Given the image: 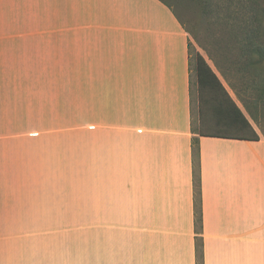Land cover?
Segmentation results:
<instances>
[{
  "label": "crops",
  "instance_id": "crops-1",
  "mask_svg": "<svg viewBox=\"0 0 264 264\" xmlns=\"http://www.w3.org/2000/svg\"><path fill=\"white\" fill-rule=\"evenodd\" d=\"M192 82L160 0H0V264H197ZM257 134L199 138L203 264H264Z\"/></svg>",
  "mask_w": 264,
  "mask_h": 264
},
{
  "label": "rangeland",
  "instance_id": "rangeland-1",
  "mask_svg": "<svg viewBox=\"0 0 264 264\" xmlns=\"http://www.w3.org/2000/svg\"><path fill=\"white\" fill-rule=\"evenodd\" d=\"M175 11L189 34L190 65L193 84V129L196 132L208 134L227 133L241 134L233 128L223 126L212 113V102L201 100L196 85L195 58L200 53L212 67L226 88L232 99L240 107L252 127L264 137V70L254 72L253 87L245 88L241 77L233 70L235 59L238 61L237 50L242 38L229 27L235 22V14L241 15L251 9L238 11L237 6H228L227 0H165ZM208 2L209 6H206ZM245 7V6H244ZM240 8V7H239ZM229 15L231 18H228ZM228 18V19H227ZM234 19V20H233ZM231 21V22H230ZM229 23V26H228ZM237 28V27H236ZM240 31V29H239ZM86 76H81L80 92V131H87V91L82 90L86 84ZM86 204H81L80 234L81 240L86 238L88 221L86 218Z\"/></svg>",
  "mask_w": 264,
  "mask_h": 264
},
{
  "label": "trees",
  "instance_id": "trees-1",
  "mask_svg": "<svg viewBox=\"0 0 264 264\" xmlns=\"http://www.w3.org/2000/svg\"><path fill=\"white\" fill-rule=\"evenodd\" d=\"M169 6L165 0H160ZM228 6H237L238 11L248 9L245 14H235V22L230 28L232 32L239 34L242 40L236 47L238 61L235 59L233 70L241 77L246 89L253 87L254 72L264 70V0H227ZM209 6L208 2H205ZM245 6V7H244ZM240 7V8H239ZM228 18H231L229 15ZM227 18V19H228ZM234 20V19H233ZM231 22V21H230ZM229 26V23H228ZM237 27V28H236ZM191 67V65H190ZM196 85L198 96L201 100L207 99L212 102V113L215 118L227 128H233L241 134L215 133L208 134L196 132L192 126V151H193V186H194V216L196 233V259L197 264H203V239H202V178L199 160V138L202 136L235 138L243 140H259L251 123L244 115L240 107L232 99L219 77L205 58L196 54L195 58ZM264 80V78H263ZM264 92V89H262Z\"/></svg>",
  "mask_w": 264,
  "mask_h": 264
}]
</instances>
